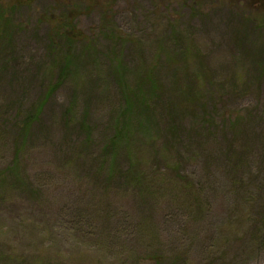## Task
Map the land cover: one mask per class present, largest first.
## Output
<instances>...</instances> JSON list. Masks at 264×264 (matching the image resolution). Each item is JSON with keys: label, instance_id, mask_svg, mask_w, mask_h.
Wrapping results in <instances>:
<instances>
[{"label": "rangeland", "instance_id": "374dc122", "mask_svg": "<svg viewBox=\"0 0 264 264\" xmlns=\"http://www.w3.org/2000/svg\"><path fill=\"white\" fill-rule=\"evenodd\" d=\"M195 1L20 0L14 40L0 47V115L7 111L8 118L0 132V174L17 161L20 176H0V264H156L159 255L164 264L182 255L191 264H264V244L258 248L252 230L264 177V117L250 133L220 130L209 139L192 135L188 120L177 153L180 174L201 197L161 166L144 168V187L129 184L118 172L111 176L102 157L121 102L108 55L131 38L138 46L125 44L127 63L150 60L170 21L194 38L216 83L229 89L221 115L264 112V31L249 19L251 8L242 0H197L195 11ZM56 19L70 20L94 54L47 95L61 55L50 48ZM42 98L16 157L13 120ZM246 147L249 163L233 171L231 157ZM118 164L127 168L124 159Z\"/></svg>", "mask_w": 264, "mask_h": 264}, {"label": "trees", "instance_id": "16d2710c", "mask_svg": "<svg viewBox=\"0 0 264 264\" xmlns=\"http://www.w3.org/2000/svg\"><path fill=\"white\" fill-rule=\"evenodd\" d=\"M242 1L252 10L249 19L264 31V0ZM195 3L196 11L199 2L196 0ZM22 5L20 0H0L1 48L5 45L10 46L14 40L15 14ZM55 21L50 48L54 52H60L61 55L57 65V81L54 83L49 80L46 87L47 95L66 83L69 78L73 79L70 76H73V71H77L82 58L88 61L87 57H93L94 54L90 43L88 41L84 43L85 40L76 35L70 20L67 24L61 19ZM169 24V33L160 35L154 41V54L150 60L142 57L138 62L136 61L137 63H127L124 56L125 44L129 43L135 48L138 46L137 42L131 41V38L120 42L121 47L111 49L107 58L111 63L110 76L118 87L121 102L110 121L111 134L106 139L102 157L107 162L110 175L115 176V172H118V175H124L129 184L144 187L148 180L144 168L161 166L171 170L172 174H177L178 182L184 183L185 186L188 184V189L193 188L196 196L201 197V190L197 186H192L189 181H185L180 174L183 162L177 153L182 145L181 142L185 141L183 136L185 124L189 120L192 135H205L206 139L213 138L220 130L227 133L229 131L250 133L255 129L254 121L263 118L264 112H260L258 108H247L221 115L222 107L226 108L225 97L229 89L216 83L215 75L194 38L178 30L176 22L170 21ZM69 28L71 30L68 32ZM111 32L119 41L123 39L116 34L115 27H112ZM80 42L85 46L78 53L76 48ZM45 101L46 98L40 99L27 110H22V113L13 120L17 129L14 145L16 157L21 155L24 145L31 137L33 125L38 121ZM3 114L0 115L1 135L6 131L8 120L7 115L5 119L3 118ZM143 150L145 157L141 156ZM249 153L250 149L246 147L234 153V156H228L233 159L231 169L239 171L245 166L243 165L245 161L249 163L251 155ZM119 159H124L127 164V168L123 171L119 168ZM121 168L124 169L123 166ZM17 169L16 161L1 173L2 177L11 176L14 181H18L20 176ZM240 178L244 180L245 175L240 174ZM255 196L258 198L253 205L259 212L255 213L256 220L252 230L259 235V248L264 244V177ZM249 214H254L253 209ZM154 259L156 264L165 263L163 256L159 255ZM190 262L187 255H182L174 258L173 263L170 264H191Z\"/></svg>", "mask_w": 264, "mask_h": 264}]
</instances>
